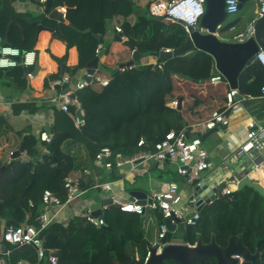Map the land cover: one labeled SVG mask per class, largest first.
<instances>
[{
    "label": "trees",
    "instance_id": "1",
    "mask_svg": "<svg viewBox=\"0 0 264 264\" xmlns=\"http://www.w3.org/2000/svg\"><path fill=\"white\" fill-rule=\"evenodd\" d=\"M3 1L12 4L11 0ZM31 1L39 4L40 0ZM155 1L53 0L54 8H68L66 19L70 25H62V35L67 47H76L79 52V64L71 69L72 76L95 59L96 48L102 42L97 35L104 36L114 14L135 15V24H124L122 31L127 37L126 46L140 53L141 60L125 72L114 70L109 86L103 90L89 86L77 93L85 111V124L77 129L69 116H63L64 126L57 121L52 125V141L44 143L45 149L39 154V159L44 157L48 162L44 161L33 171V167L20 158L5 165L0 163V169L5 167L0 173V219L13 221V226L25 222L36 226L44 210V192L52 187L59 189L56 187L59 180L64 187V178L71 175L79 178L80 190L95 188L90 168L92 166L102 174V168L96 162L101 149L110 148L114 155L132 158L140 152L154 150L168 133L186 131L206 122L214 112L225 111L229 90L224 81L217 85L211 83L214 60L209 54L195 50L165 62L159 59L156 65L143 64L148 57L159 58L162 51L180 48L188 37L182 25L150 15V6ZM4 18H0V24L9 22ZM234 24L237 23H231V27ZM5 28L0 25L3 37ZM23 71V68L12 69L17 73L16 78L22 80L26 78ZM238 82L241 94L260 96L264 67L254 62L242 71ZM180 101L181 110L173 105ZM141 139L146 141L143 147L138 146ZM25 143L31 150L37 144L29 136L25 137ZM72 145L84 149L87 166L80 161L81 150L77 158L72 156ZM261 177L264 178V171ZM65 193L59 195L63 200ZM119 214L126 215L120 212L119 205H111L102 212L98 218L106 223V229L83 216L74 217L67 224L56 222L41 234L45 248L56 252L59 264H146L154 243L174 240L169 232L164 240L159 239L160 227L165 221L160 210H150L140 222L146 230L141 238H131L117 226ZM151 229H155V237H152ZM175 236L190 246H196L198 241L210 244L214 239L222 248L228 247L230 239L235 243L241 240L252 255L260 253L254 264H264V196L245 187L232 196L217 199L203 208L196 225L186 226L185 232ZM10 248L7 264H44L38 260L33 246ZM163 264L179 263L164 261ZM205 264H217V261L212 258Z\"/></svg>",
    "mask_w": 264,
    "mask_h": 264
},
{
    "label": "crops",
    "instance_id": "2",
    "mask_svg": "<svg viewBox=\"0 0 264 264\" xmlns=\"http://www.w3.org/2000/svg\"><path fill=\"white\" fill-rule=\"evenodd\" d=\"M11 2L12 4L7 5L3 0H0V18L3 20L5 19L4 17L9 19L7 24L6 22L0 24L6 27L5 37H2L4 41L8 40L10 45L20 48L22 51H36L37 64L32 70H28L33 74L32 79L25 75V71H23V77H26L24 80L17 79V73H13L12 70L0 71V163L3 165L11 161V152L16 153L19 151L22 143H25V137H32L37 143L40 141V135L46 132L45 129L47 127H51L52 129V125L56 121L61 127L66 124L62 117H68V115L60 110V100L65 89L60 87V89H57V86H54V83L62 78V66H65L64 75L72 78L70 85L72 89L77 83L84 80L88 74L87 67L77 72L74 76L71 75V69L79 64V52L76 47L68 48L64 41L62 25H70L66 18H64L65 21L63 23L52 19L50 14H47L45 11L46 4L42 5L40 1L39 4L33 3L31 0H11ZM57 8L53 7L52 10H57ZM239 20L236 19L235 22L238 23ZM135 22V15L122 16L121 14H114L109 21L104 36L100 37L97 35L100 39L102 38V42L99 45L103 47V51L99 55L100 60L96 75L101 78L111 79L114 70L120 69V67L128 65L133 61L134 51L126 46V41L116 38L118 35L116 34V30L117 28L123 29L124 24L134 25ZM232 28L236 30V24ZM238 34L240 33H236L233 38ZM158 60V57H148L144 60L143 64L156 65L159 63ZM136 65L137 63L134 66ZM224 82L228 90L231 91L232 89L225 79ZM95 88L98 91L103 90L99 86ZM237 91L242 98H238L234 107L227 112L230 125L228 127H218L216 132L203 140L204 148L208 152L209 160L213 165L212 169L202 174L203 179L214 175L215 171L224 167V162L234 155L239 143L243 142L247 134V127L250 121H254L257 125H264V98L241 94L239 82ZM190 129H187L186 132H190ZM187 136L190 140L195 137L193 133ZM70 148L72 149V156L75 158L78 157L79 150H81L80 161L82 164L87 163L82 147L72 145ZM64 149L66 150L63 145ZM33 153H37L38 157L33 158ZM40 153L31 150L30 154H21L17 159L20 158L27 165H31L33 167L31 170L33 171L34 167H37L44 161L48 162L47 158L43 157L39 159ZM241 160V166L245 169L241 170L242 174L239 175L240 177L245 175L244 170L246 171L251 167L248 157L243 156ZM99 166L102 168V174L91 166V178L94 179L96 186L113 183L112 190L107 191L96 186L94 189L81 190V195L73 202L69 213H62L60 220L67 223L88 209H92L95 212H103L111 205L120 206L122 203L136 202L131 196L132 191H141L146 193L148 197H151L153 192L164 191L170 183L178 184L180 193L184 199L183 208L188 213L196 210V194L198 193L195 190V182L190 183L185 177L180 176L177 173V165L170 161L156 163L143 161L138 165H134L129 170L117 167H113L110 170L106 169L104 165ZM66 178L79 180L78 177L68 175L64 178L63 184ZM250 178L259 181L264 187V178L261 177V173L254 172ZM178 179H181V181H178ZM63 188L61 184L59 189L52 187L49 190L59 196L65 193ZM235 192H237L236 189L234 190ZM109 199L113 201L111 205L108 204ZM56 210L54 206L49 208L52 214ZM149 211L150 209H146L143 216L136 218L119 214L116 218L117 226L131 238H141L145 235L146 230L145 228L142 229L140 222L144 220ZM6 223L7 221L0 219L2 235L6 228ZM151 232L153 234L152 237H155V229H151ZM167 243L184 244L182 240L176 239ZM10 246L2 242L1 236L0 260H7L10 256ZM7 253H9L8 256Z\"/></svg>",
    "mask_w": 264,
    "mask_h": 264
},
{
    "label": "built area",
    "instance_id": "3",
    "mask_svg": "<svg viewBox=\"0 0 264 264\" xmlns=\"http://www.w3.org/2000/svg\"><path fill=\"white\" fill-rule=\"evenodd\" d=\"M226 12L228 16L236 15L240 12L239 5L240 0H224ZM257 4V11L255 18L248 24L245 32H242L235 36L232 42L244 43L255 36V24L260 18H264V0H251ZM48 0H40L42 5L47 4ZM206 0H156L150 6L149 13L152 17L164 19L167 22L180 24L184 27L186 32L190 34L191 29H198L200 21L206 12ZM57 10L63 14L66 18L68 9L67 7H59ZM234 29V28H233ZM116 34L122 35V40L127 41V37L123 35L121 28H117ZM103 51V47L98 45L96 48V54L99 56ZM170 52L171 50H166ZM255 62L264 67V51L260 50L255 55ZM37 64V53L34 50L22 51L13 45L6 44L3 37L0 36V71L12 70L17 68H23L24 70L33 69ZM134 66H122L120 71L125 72L126 69H132ZM161 68V65H158ZM28 78H33L31 71L27 72ZM90 79V82H88ZM224 77L217 72L212 76L211 83L217 85L224 81ZM110 80L108 78H101L100 76L93 74H87L85 79L77 83L75 87L70 88L71 77L64 75L61 79L54 83V86L64 88L65 91L61 98L64 102L60 104V110L66 113L74 122L77 129H81L85 124V111L82 104L77 97V93L89 86H99L104 89L109 86ZM261 97L264 98V83L260 89ZM239 95L237 90H231L227 93V109L225 111L214 112L210 119L206 122L196 124L192 126L190 132L181 130L180 132L172 131L166 135V138L156 144L154 150L149 152H140L132 158H126L121 154L114 155L110 148H103L96 155V162L98 165H104L106 169H112L113 167L122 168L125 165H133L136 161H151L155 159L157 162L170 161L177 165V173L185 177L190 183L196 182L198 184L202 178V174L210 169L213 165L209 160V155L204 148L203 136L209 131H212L220 126L228 127L230 120L227 117V112L232 109L236 103V97ZM174 107L177 108L179 104L175 102ZM247 134L242 143H239L237 151L234 155L224 162L222 170H226L227 166L231 162L237 161L243 156L248 157L252 167L251 172L246 173L244 177H235L227 182V187L223 190V197L232 196L234 190L238 191V185L244 178H250L254 172L261 173L264 171V125H257L254 121H250L247 127ZM187 133H193L194 138L188 139ZM40 141L42 143H51L52 136L47 132H43L40 135ZM146 144L144 139H141L138 143L139 147H143ZM15 152L10 153V157ZM220 168V169H221ZM113 183H106L101 186L107 191L112 190ZM65 198L64 200L58 195L54 194L50 190H46L43 195L44 210L37 219L38 224L36 226L30 224H23L20 226H11L5 228L2 235V242L11 246H33L38 253V260L44 261V264H59L58 257L55 251L47 250L42 240L41 234L49 226L56 222L65 223L60 220L61 214L69 213L73 202L81 195L80 182L72 178H66L64 182ZM153 202L146 205L137 204L136 202L122 203L120 205V212L126 215L143 216L146 209L160 210L164 219H172V223H176V219L184 221L187 211L183 208L184 199L180 193L179 186L176 183H170L167 185L164 191L153 192L150 197ZM217 200V199H216ZM215 200V201H216ZM214 201H210L206 205L212 204ZM30 205H33L30 202ZM54 206L57 210L55 213H51L49 208ZM196 211V210H195ZM92 209H88L80 214L85 217L89 222L98 224L100 227H106V223L96 216ZM200 219V212H197L191 219L185 221L186 226H194ZM68 223V222H67ZM65 223V224H67ZM168 233V228L165 225H161L159 239L164 240ZM169 243H163L162 241L154 243L152 247H157L159 251ZM9 253H7V256ZM150 252H148L145 263L149 260ZM0 264H7V260L1 259ZM20 264H27V262H21Z\"/></svg>",
    "mask_w": 264,
    "mask_h": 264
},
{
    "label": "water",
    "instance_id": "4",
    "mask_svg": "<svg viewBox=\"0 0 264 264\" xmlns=\"http://www.w3.org/2000/svg\"><path fill=\"white\" fill-rule=\"evenodd\" d=\"M251 0H240L239 9L240 11L245 7V4ZM206 12L202 17L199 28L191 29L190 34H188L187 40L183 46L178 49L168 51H162L159 55V59L162 62L167 61L171 57H180L195 50L205 52L212 56L214 60L213 75L219 72L225 80L228 82L232 90L238 89V80L242 71L251 66L255 62V55L260 51H264V18H260L255 24V36L254 38L244 42L235 43L220 37L219 32L226 31L230 23L227 22L229 16L226 12L225 1L224 0H206ZM54 7L53 0H48L46 4V13L50 14V17L59 22H64V16L57 10H52ZM171 23V22H170ZM233 28L230 27L229 30ZM51 31V30H50ZM99 42H101L100 37H97ZM117 39L121 40L122 35L118 34ZM6 44H10L8 40H5ZM133 61L127 66H134L141 60V55L138 52H134ZM99 56L88 65V74L97 73V68L99 65ZM37 70V68H36ZM25 75H27V71ZM65 74V66H62L61 77ZM90 82V79H88ZM200 84V83H199ZM57 89H60L57 87ZM242 98L241 95L236 97ZM64 99L61 98L60 103L62 104ZM182 102L179 103L178 108L181 110ZM181 119L183 117L181 115ZM46 132L51 134V127H47ZM218 128L209 131L203 136V140L208 136L216 132ZM189 134V133H187ZM190 136V135H189ZM24 140V137H23ZM34 151L40 153L44 150V145L41 141H38ZM30 154L31 149L22 143L19 151L14 153L11 160H16L21 154ZM143 160L136 161L134 165L142 163ZM150 162L156 163L155 159ZM242 160L239 158L235 162L228 164L227 169L224 171L223 168H219L214 175L209 178L201 180L196 184L195 190L196 194V211L187 213L184 221L176 219V223H172V219H166L164 221L168 228V232L171 234L183 233L186 230L185 221L191 219L197 212H201L207 203L210 201H215L216 199H223V190L227 187V182L235 177H240L242 174L243 166H241ZM133 165H125L122 167L124 170H129ZM245 169V168H244ZM5 170V167L0 169V173ZM252 167H249L245 172H251ZM244 175V176H245ZM242 175V177H244ZM245 187L253 188L255 191L264 196V187L259 181L251 178H244L242 182L238 185V191H242ZM131 196L136 200L137 204L146 205L152 203L153 200L148 197V195L141 191H132ZM113 201L109 199L108 204L111 205ZM102 212L98 211L96 216H101ZM14 225L13 221H7L6 227L10 228ZM106 229L107 227H102ZM5 248V246H4ZM150 257L146 264H163L164 261H174L179 264H205L209 259H216L217 264H254L257 258H260V253L252 255L248 249H246L242 241L239 240L237 243L234 239H230L227 248H222L216 244L213 239L210 244H203L198 241L196 246H190L189 244H179V243H169L164 246L161 251L157 247H151L149 249Z\"/></svg>",
    "mask_w": 264,
    "mask_h": 264
},
{
    "label": "rangeland",
    "instance_id": "5",
    "mask_svg": "<svg viewBox=\"0 0 264 264\" xmlns=\"http://www.w3.org/2000/svg\"><path fill=\"white\" fill-rule=\"evenodd\" d=\"M257 11V4L254 1H249L245 4V7L236 15L230 16L227 20L228 23H230L229 28L231 27V23H234L236 19H240L238 23L236 24V30L232 29L229 30V28L224 31V32H219V35L226 39V40H232L233 36L236 33H242L245 32L248 24L251 22V20L255 17V13ZM32 157H38L37 153H33ZM178 181H181V179H178ZM58 185L56 187L60 188L61 187V182L60 180L58 181ZM196 185V182L195 184ZM174 240L178 237L173 234ZM176 237V238H175ZM180 240V239H176Z\"/></svg>",
    "mask_w": 264,
    "mask_h": 264
}]
</instances>
